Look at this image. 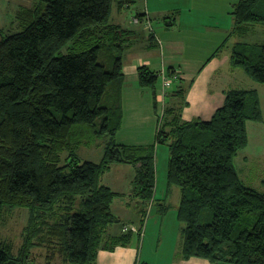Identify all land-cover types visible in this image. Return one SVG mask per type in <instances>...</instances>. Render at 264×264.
Returning a JSON list of instances; mask_svg holds the SVG:
<instances>
[{"label":"trees","instance_id":"1","mask_svg":"<svg viewBox=\"0 0 264 264\" xmlns=\"http://www.w3.org/2000/svg\"><path fill=\"white\" fill-rule=\"evenodd\" d=\"M133 1L34 0L15 15L20 31L0 30V220L4 208L27 212L17 253L0 240V264H32L35 247L46 250L45 264L57 258L96 264L100 250L129 246L141 235L155 201L156 144L116 141L123 56L139 35L110 18L114 2L124 8ZM231 15L229 36L244 37L264 26V0H238ZM230 62L264 84V44L236 42ZM165 69L175 77L163 97L173 85V93L184 97L191 81ZM137 72L139 84L155 98L160 70L141 65ZM180 110L164 105L156 143L168 146V183L180 188L181 257L264 264V190L246 185L234 165L248 142L247 120H263L257 91L227 90L206 120H183ZM96 139L103 143L101 160L82 161L78 149ZM114 163L135 168L137 231L124 230L133 224L122 222L119 233H111L118 193L100 178Z\"/></svg>","mask_w":264,"mask_h":264},{"label":"crops","instance_id":"2","mask_svg":"<svg viewBox=\"0 0 264 264\" xmlns=\"http://www.w3.org/2000/svg\"><path fill=\"white\" fill-rule=\"evenodd\" d=\"M173 1L175 2L168 5L150 6L149 0H144L142 9L133 15L132 19L128 21L111 20L135 29L139 35L123 56L124 80L121 90L123 116L121 126L115 136L119 144L150 145L155 143L157 149L159 144L156 143V135L164 105L179 106L183 120H206L223 104L225 92L234 89L232 84L236 75L239 74V68L231 65V50L223 52L225 44L222 45V43L224 41L227 43L229 37L232 36H229L233 27L231 11L238 0ZM33 3L34 0H0V8L2 4L7 7L12 5L11 9L16 15L20 8L31 7ZM139 13H144V16L138 18ZM229 15L231 21L226 24L214 21L223 16L228 18ZM150 33L154 35L151 40H149ZM141 65H147L155 71L164 67L176 69L184 83L191 81L184 97L173 93L176 89L174 85L169 89L168 95L163 97L160 83H158L157 94L154 98L150 87H143L139 84L137 70ZM161 102L163 107L160 111ZM120 164L132 166L130 170L135 172L132 164L117 163L116 166ZM158 190L156 174L153 204L162 201L166 205L168 193L164 194L162 190L158 193ZM116 197L119 198V194ZM132 197H130L131 200L135 202L132 206L134 210H130L129 206H124V209L123 201H120V206L117 207L118 211L122 209L127 215L129 222L125 223L130 224L137 223L132 220L136 215L140 217L137 209L138 199ZM112 209L115 214L117 211L113 207ZM110 230L113 234L119 233L120 224L111 226ZM134 246L132 243L126 247L118 246L113 251L100 250L96 264H134ZM164 262V264H212L202 258H182L181 244L173 248L171 257L164 256Z\"/></svg>","mask_w":264,"mask_h":264},{"label":"rangeland","instance_id":"3","mask_svg":"<svg viewBox=\"0 0 264 264\" xmlns=\"http://www.w3.org/2000/svg\"><path fill=\"white\" fill-rule=\"evenodd\" d=\"M173 0H149L150 6L153 5H168L172 4ZM144 0H134L130 6L118 9L114 2L112 5L111 20H130L140 9ZM0 8V30L4 34L17 32L22 29V25L15 18V12L11 9L13 6H3ZM230 18V19H229ZM223 20V21H222ZM134 21V20H133ZM216 22L226 24L231 21V16H223L220 19H215ZM249 42L264 44V26L258 24L251 32L244 37L232 35L223 48V52H230L232 46L238 42ZM238 73L233 81L234 88L254 89L257 91L260 106L262 110V121L247 120V136L248 142L246 146L241 148L238 155L234 159V165L241 180L248 186H251L259 191L264 190V84L255 82L249 77L244 70L238 69ZM160 83V81H159ZM161 86V84H160ZM163 103L159 105L161 111ZM78 155L82 161L90 160L99 162L103 156V143L100 139H96L89 145H82L78 149ZM169 161V149L166 145L159 144L156 149L155 166L157 168L158 179V193H168L166 197V206L163 207L162 201L156 202L148 206L147 213L143 217V226L141 235L135 234L133 244L135 245V258L134 264L144 263L147 264H164V256L171 257V251L176 245L182 244L183 241V226L184 224L178 219L177 208L180 200V188L177 185L169 184L167 178ZM117 163L111 165L110 169L101 175V183L109 186L113 191L119 194V198L114 199L112 207L117 211L115 216L118 219L117 223L126 222L127 215L122 209H119L120 201H123L124 206H129L130 210L135 203L130 197L133 196V181L135 172L131 171L132 166H125ZM134 167V166H133ZM133 169V168H132ZM135 169V168H134ZM121 197V198H120ZM123 198V200H121ZM133 198V197H132ZM2 214L0 220V240L7 241L14 253H17L21 243L23 228L26 225L27 212L23 208H13L6 210ZM113 210V209H112ZM139 216H135L132 220L137 222L133 225L139 226ZM142 218V217H141ZM129 222V221H127ZM116 223L111 225L115 226ZM30 263L32 264H45L46 250L41 247L31 249ZM54 264H65L59 258L54 261ZM216 264H232L228 262H218Z\"/></svg>","mask_w":264,"mask_h":264},{"label":"built area","instance_id":"4","mask_svg":"<svg viewBox=\"0 0 264 264\" xmlns=\"http://www.w3.org/2000/svg\"><path fill=\"white\" fill-rule=\"evenodd\" d=\"M135 21H138V19H134ZM160 79H161V92L162 95L164 96L165 91L171 86L173 82V78L175 76H170L165 68L160 69L159 72ZM124 230L131 229L133 231H137L138 227L136 225H127L123 228Z\"/></svg>","mask_w":264,"mask_h":264}]
</instances>
